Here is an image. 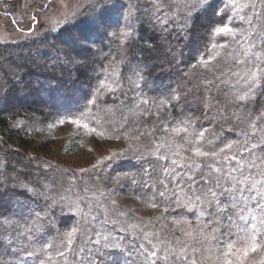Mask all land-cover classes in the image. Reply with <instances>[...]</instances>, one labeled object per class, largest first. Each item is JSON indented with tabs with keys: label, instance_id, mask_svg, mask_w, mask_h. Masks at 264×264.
Instances as JSON below:
<instances>
[{
	"label": "trees",
	"instance_id": "obj_1",
	"mask_svg": "<svg viewBox=\"0 0 264 264\" xmlns=\"http://www.w3.org/2000/svg\"><path fill=\"white\" fill-rule=\"evenodd\" d=\"M162 4L159 13H155V8L150 12L143 8L149 12L146 16L152 17L151 23L145 18L141 19V23L137 22L138 15L142 18L143 13H131L130 20L137 24L134 28L135 24L131 22L135 30L123 44L117 38L114 41L109 39L102 31L99 37L90 20L85 19H79L77 24L65 31L56 29L49 32L50 43L44 42L48 40L44 35L17 44H0V152L3 153L0 156V264H16L19 257L25 254L21 252L17 255L10 251L12 248L32 251L49 242L53 245L49 251L56 259V264H63V258L55 256L57 250H63L61 242L64 238L61 235L63 231L66 233L71 230L69 223L77 221L79 226L82 219L77 215L63 214V208H59L60 188L77 189L76 186L80 184L78 188H86L88 183H85V178L91 179L93 176L80 177L81 181L77 183L79 179L76 180L77 177L65 168L57 167L51 172V168L43 166L40 159L30 157L31 153H36L33 140L43 124L56 120L58 116L78 113L99 87V81L108 79L114 70L119 74L120 87L114 92L105 91L98 100L99 108H92V113L101 119V124H96L92 119L87 121L98 131H106L101 140H105L108 135H121L120 139H123L122 134L125 132L132 129L151 130L153 126L157 127L154 135L158 139L163 134L159 130L161 120L171 126L175 121L189 118L197 129H209L206 137L217 138L216 146L219 147L227 140L238 139L237 132L246 128L233 116L237 107L230 102L229 88L221 83V79L229 78L235 83L237 78L231 76V71L240 66L230 60L219 59L213 62L211 71L193 67L201 54L208 55L214 23L226 17L228 11L219 5V1H215L202 8H191L190 13L189 10L184 11L173 21L172 10L168 11L177 8L179 0H162ZM162 17L167 23L163 22ZM176 23L183 29H176ZM82 30L85 33L90 30L92 36L97 34L105 43L100 44L99 39H96L93 46L71 44L70 36L83 35ZM229 43L228 50L238 48L234 43ZM69 59L78 63H68ZM137 68L144 77L139 88L132 86L138 80L133 74ZM208 81L213 83L209 84ZM173 90L180 98L171 101L170 106L161 112L160 119L156 115H144L136 119L128 112L141 96L158 101L162 97L170 98ZM44 98L47 106L43 103ZM49 105L58 110L55 111ZM262 105L264 96L258 93L254 105L250 106L259 109ZM146 107L141 105V108ZM109 108L112 111H107ZM149 110L155 112L154 107ZM124 115L129 116V121L124 128H120ZM114 127L116 131H113ZM142 142L150 144L147 137H141L139 143ZM169 163L154 158L152 161L146 158L145 162L135 158L125 159L108 168L107 177L126 187L131 183V196L139 197V193H143L142 197L150 199L153 193L165 190L158 181L164 178L161 166ZM15 166L21 169L20 172ZM145 169L150 175L145 173ZM176 171L184 173L186 169L178 167ZM145 182L148 187H145ZM153 182H157L155 188L151 187ZM165 183L170 189L175 188V182L170 178L165 179ZM25 185L34 191H28ZM57 191L58 194L54 195ZM155 203L158 205L156 208L163 212L167 207L165 213L174 218L184 214L195 215L194 211L188 212L158 195ZM36 213H39V218ZM3 218L13 223L8 226L1 221ZM18 225L31 227V241L26 236L18 235L24 230ZM120 234L123 238L127 236L122 232ZM86 235V232L82 237L78 235L73 252L67 254L71 264H91L93 261L95 264H140L130 253L106 249L101 245L105 244L104 240L100 244L92 241L89 247L82 245L83 242L91 241ZM81 247L87 248V251L78 255ZM262 255L264 253L256 254L254 259L258 262ZM42 258L43 253L28 258L23 264H39Z\"/></svg>",
	"mask_w": 264,
	"mask_h": 264
},
{
	"label": "snow or ice",
	"instance_id": "obj_2",
	"mask_svg": "<svg viewBox=\"0 0 264 264\" xmlns=\"http://www.w3.org/2000/svg\"><path fill=\"white\" fill-rule=\"evenodd\" d=\"M58 2L62 18L48 17L53 31L61 25L71 23L78 15H83L79 12V5L69 9L66 0H58ZM151 2L155 13H159L163 8L162 0H151ZM209 2L210 0H196L192 8H202ZM258 3L259 8L257 7ZM49 5L55 6V0H47L44 8H48ZM114 8H116V4L111 0H91L89 11L94 15L91 16L90 23L95 30L109 26L108 16ZM225 8L231 11L232 17L237 18L247 27H232L231 23L216 26L211 33L212 43L207 49L208 55L201 54L197 64L193 67L199 66L211 71L213 62L219 59L230 60L234 65L240 66L235 71L230 70L231 76L237 78L235 83H232L230 78L221 79V83L229 88L230 102L237 107L233 116L238 122L246 125V128H241L237 132L238 139L227 140L222 143V146L217 147V138L206 137V133L210 130L207 128L197 129L189 118L175 121L171 126L161 120L159 130L163 134L158 139L154 135L157 131L156 126H153L151 130L132 129L122 134L125 139L131 138L137 142L129 145L133 151H140L143 147L144 153L154 156L158 161L170 162L167 166H161L164 178L158 181L165 190L153 193L152 197L146 201L148 206L158 207L155 203V197L158 195L173 201L177 207L185 208L189 212L195 209V224L186 216L179 219L174 218L171 221L174 228L178 229L183 237L182 239L181 236H175L174 244L167 238H162L160 232L145 230V227L134 225L133 227L138 228L142 233V236H134V239L146 241L150 246L146 247L145 243H140L136 249L143 257L140 264H264V256H261L258 262L254 259L256 254L264 253V105L259 109L250 106L254 105L258 93L264 96V28H261V22L264 21V13L261 11L264 10V0H227ZM246 9L251 11L245 14ZM191 10L189 9V13ZM4 15H8V13L5 12ZM130 15L131 10L129 9L124 14L127 23L119 29L122 44L133 35L129 21ZM157 18L159 19V17ZM30 19L39 23L35 15H32ZM229 19L231 21V17ZM254 21L256 22L254 23ZM163 22L167 23V20L165 19ZM12 23L17 24L16 19H13ZM34 26L28 29V33L34 31ZM112 35L115 36L116 33L113 32ZM220 36L229 38L231 43L239 46V49L228 50L229 42H216L217 37ZM89 41L88 35H72L69 39L71 44L79 43L81 46L87 45ZM67 62L78 63L72 59ZM133 74L138 78L135 86L139 88L140 81L144 80L141 70L134 69ZM112 76L114 78L110 82L107 78L100 82L99 87L94 90V94L87 99L86 105L78 113H71L58 120V123L63 124L67 120V122L76 125L78 129H84L88 134L95 133L98 137L104 138L106 131L103 129L98 131L87 121L92 119L96 124H101V119L92 113V108H99L98 100L105 91L114 92L116 87H119L118 72L114 70ZM208 83L212 84L213 81H208ZM179 98L175 90L170 98L162 97L158 101L141 96L134 106L128 109V112L136 119L144 115H156L160 119L161 112L170 106L171 101L179 100ZM141 105L147 107L141 108ZM152 107L155 108V112L149 110ZM107 111H112V109L109 108ZM128 121L129 116L124 115L119 127L124 128ZM109 123L112 122L109 121ZM116 130L114 127L113 131ZM229 130L231 131V129ZM133 132L137 134L133 135ZM141 137H147L150 146L140 145ZM107 138L120 139L121 135H109ZM122 155V152H113L98 160L93 168L104 165L106 161H111ZM178 167L185 168L186 171L179 173L176 171ZM80 171L88 172L90 169H81ZM145 173L150 175L148 169H145ZM167 178L175 182L174 189H170L165 183ZM133 182L135 183V181ZM156 183L153 182L151 187L155 188ZM148 186V183L145 182V187ZM25 187L27 188V185ZM27 190L34 191L31 188H27ZM84 191L88 192L89 189L86 187ZM105 195L103 191H99L97 200ZM61 199H65V197L62 196ZM111 203L116 205L117 202L111 200ZM96 206L102 207L100 203H97ZM77 211H82L78 205ZM88 211L90 213L91 208ZM104 211L107 214V209ZM167 211L166 207L164 212ZM120 214L126 215V213ZM86 216L87 213L84 214L85 224L88 223ZM36 217L39 218V213H36ZM162 219L163 215L156 217L158 221ZM116 222L112 221L114 224ZM11 223L13 221L5 220V224L10 226ZM18 227L24 229L18 235L26 236L31 241V227L23 225H18ZM121 231H125V229L122 228ZM78 235L81 237L84 235V230L79 226L72 227L70 231L64 233V239L61 242L63 250H57L55 253V256L63 258V264H71L67 254L73 252V245L76 243ZM95 235L98 238L94 243L100 244L101 234L97 232ZM233 237L235 238L233 239ZM102 238L106 241L105 248H121L118 243H108L107 235ZM153 238H155V242ZM9 243H11V239ZM52 247L53 245L49 242L32 251H28L26 248H12L10 251L17 255L21 252L25 253L19 257L16 264H23L28 258L41 253L44 258L39 260V264H56V259L49 251ZM79 250L82 252L84 249L81 247ZM91 264H95V262L93 261Z\"/></svg>",
	"mask_w": 264,
	"mask_h": 264
},
{
	"label": "rangeland",
	"instance_id": "obj_3",
	"mask_svg": "<svg viewBox=\"0 0 264 264\" xmlns=\"http://www.w3.org/2000/svg\"><path fill=\"white\" fill-rule=\"evenodd\" d=\"M0 44H17L23 41L33 39L35 37H42L45 35V39L50 38L49 32H52V25L50 24L48 17H60V5L58 0H55V6L49 5L48 8H44V4L47 0H0ZM219 1V5L225 7L227 0H210L206 6L210 5L213 2ZM112 3L116 4V8H114L109 13V26L101 28L98 31L99 37H101V31L105 33V36H108L109 39L113 41L117 38L121 40L119 29L127 23L124 19V14L131 9V13H143L142 18L139 17L137 22L141 23V19H146L147 22L151 23L152 17H147L146 14L150 12V10L154 9V6L151 0H111ZM180 5L177 8L169 9L172 10V17L175 21L178 18V15H182L184 11H187L192 8V5L195 4L196 0H179ZM69 9H72L79 5V12L83 15H78L77 18L69 24L61 25L57 29H62L65 31L67 28L72 27L79 19H85L89 21L91 16L93 15L90 13V4L91 0H66ZM123 6V7H121ZM259 8V3L257 4ZM143 8H147L148 11L143 10ZM199 8V7H197ZM195 8V9H197ZM194 9V8H192ZM225 10L228 11L227 16L224 17L221 21H217L214 23L212 30L219 25H223L226 23H231L232 27L246 28L247 25H244L241 21L237 18L232 17L231 11L229 9ZM251 10L246 9L245 14H248ZM264 13V10H261ZM7 12L8 15H4ZM154 13V12H152ZM32 15L37 17L39 23H36L30 19ZM132 15V14H131ZM129 16V21L132 22L133 20ZM231 17V21L230 18ZM16 19L17 24H13L12 20ZM163 19V17H162ZM164 20V19H163ZM168 21H171L170 19ZM137 22L133 27H136ZM256 21H254L255 23ZM131 23V25H132ZM34 26V31L28 33V29ZM176 29L182 30L183 26L176 23ZM132 27V26H131ZM132 27L133 30H135ZM261 28H264V21L261 22ZM22 29V30H18ZM93 31L92 29H90ZM90 30H87L88 33H85L82 30L83 35H88L90 37V41L88 44L93 46L94 41L98 40L99 37L97 34L93 36L89 33ZM115 32L116 35H112ZM93 33V32H92ZM97 35V36H96ZM47 37V38H46ZM99 39V43L103 44L105 42ZM229 38L220 36L217 37L216 42L218 43H225L229 42ZM44 42L50 43L51 40H45ZM231 42V41H230ZM87 46V45H85ZM238 46V45H237ZM239 49V46L237 50ZM110 78V79H109ZM114 77L110 75L108 77L109 82ZM103 80V79H102ZM99 81L100 82L102 81ZM135 86V81L133 82ZM116 87V85H113ZM120 87V86H119ZM119 87H116L118 90ZM133 89V88H132ZM129 95V94H128ZM153 97V95H150ZM151 98V97H150ZM44 105L46 104V100H43ZM48 107L54 108L53 106L49 105ZM57 111V108H54ZM57 109V110H56ZM64 117H57L56 120L43 124L39 131H36V138L33 140L35 146L33 149L36 151L31 153L30 157L38 158L42 161L43 166H47L51 168V172L55 170L57 167L65 168L67 171L72 172L74 177H77V183L80 182L82 177L86 176H93L95 178H85L87 180L85 183H88L86 187L89 189L88 192L84 191V187H80V185L76 186L77 189L74 187L67 188L62 187L60 188L59 198H60V205L59 208H63L64 215H77L79 219H82V224L79 225L84 232L87 233L86 237H90L91 241L83 242L82 245L86 247L91 246V242L95 241L98 237L95 235L97 232L101 234L99 237L101 242L103 241V236H108V243L116 244L118 243L121 248L116 249L117 251H124L128 255H132L133 258L140 263L143 259L140 256L139 252L136 249L139 247L140 243H145L146 247H150L147 245L146 241H142L141 239H134V236H142L138 228L133 227L134 225H140L141 227H145V230H151L153 232H160L162 238H167V240L172 241L173 244L175 243L174 237L181 236L182 234L179 232L178 229L174 228V225L171 221L174 217L169 214V216L163 212L161 209L151 208L146 203L147 199L142 197L143 193H139L140 196H131L129 192L132 191L131 183L127 185H121L120 182L112 181L109 177H107V170L116 162H120L125 159L135 158L136 160H140L145 162V159L148 158L151 161L157 160L154 156L148 155L144 153L143 147H141L140 151H133L129 145L136 144V141H133L131 138L129 139H109L105 138V140H101L95 133L88 134L84 129H78L76 125L71 124L65 120V123L59 124L58 120L65 118ZM50 125H54L53 127H49ZM109 136V135H108ZM142 146H150L145 142L139 143ZM123 153L122 156L116 157L111 161H106L104 165L98 166L93 168V165L97 163L98 160H101L103 157L110 155L111 153ZM3 154L0 152V156ZM35 154V155H34ZM162 162V161H161ZM145 165V163H142ZM14 165V164H13ZM15 169L20 172L21 169L15 166ZM81 169H90L88 172H81ZM67 172V174L69 173ZM94 179H96L94 181ZM65 186V185H64ZM96 190V192H95ZM103 191L106 195L103 197L99 196V191ZM124 190V192H121ZM95 193V195H93ZM130 194V196L128 194ZM58 191L54 194L57 195ZM65 197V199H61V197ZM79 197V199H78ZM111 200H115L117 203L113 205ZM91 201V204H89ZM97 203H100L102 207H97ZM77 205L79 209L82 211H77ZM80 205L82 208H80ZM89 208H91V212L89 213ZM104 209H107V214L105 213ZM186 211H188L186 209ZM195 212V209H193ZM189 212V211H188ZM87 213L86 219L88 221L87 224L84 223V214ZM120 213H126V215H121ZM94 215L92 218H90ZM163 215L162 220H156V217H161ZM186 216L188 219L192 220L193 224H195V215H188L184 214L180 217L176 218L179 219L181 217ZM3 223H5V218L1 219ZM117 221L115 224L112 221ZM107 221V222H106ZM151 222L150 224L147 222ZM77 221L73 223H69L70 227L77 226ZM8 225V224H6ZM9 226V225H8ZM125 229V231H121V229ZM120 232L125 233L127 235L125 238L122 237ZM63 231L62 235L64 238ZM93 235V236H92ZM123 238V239H121ZM235 237H233L234 239ZM129 239V240H128ZM155 242V238H153ZM54 240L52 239V243ZM92 242V243H93ZM60 243V242H59ZM58 243V244H59ZM106 243V242H105ZM95 244V243H94ZM104 243H101V245ZM100 245V246H101ZM84 250L78 253V255L82 254L83 252L87 251V248H83ZM93 250L98 251L96 248H91ZM108 249V248H106ZM114 250V249H110ZM101 251H104V248H101ZM264 256V255H262Z\"/></svg>",
	"mask_w": 264,
	"mask_h": 264
}]
</instances>
